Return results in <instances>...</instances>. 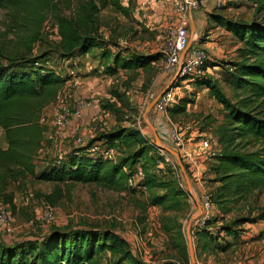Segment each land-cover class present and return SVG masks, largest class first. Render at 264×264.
Returning <instances> with one entry per match:
<instances>
[{"label": "rangeland", "instance_id": "rangeland-1", "mask_svg": "<svg viewBox=\"0 0 264 264\" xmlns=\"http://www.w3.org/2000/svg\"><path fill=\"white\" fill-rule=\"evenodd\" d=\"M127 1L134 3H129L127 16L109 10L100 14L99 36L108 43L107 48L111 55L117 52L124 57L132 54L162 55L160 61L146 68H121L113 75L106 74L100 49H93L89 54L75 58L64 55L60 47L57 23L52 14L48 15L40 27L36 41L31 44V54L28 58L31 63L37 62L34 68L41 66L47 71L70 78L65 83L68 91L66 110L69 112L70 123L66 128L59 130L52 125V106L44 111L47 132L37 167L41 170L48 162H61L70 150L85 146L90 140L97 138L100 130L109 132L118 127L137 129L155 148L148 150L149 157H163L160 164L149 166L150 171L162 181L173 178L178 182L184 194L180 197L183 204L181 211H171L162 206H148L149 195L163 194L160 190H142L141 193L130 195L126 192L107 191L97 185L20 181L11 183L0 191V208L8 211L11 218L7 227L0 228V243L39 246L44 237L55 230L61 233L110 230L128 242V248L136 258L148 264H192L191 254L194 264H248V261L253 259L258 260L256 264H264V221L259 220V215L264 209V190L256 191L246 201L239 202L232 208V212L224 217L211 212L210 218L218 221L210 229L222 223L230 225L241 217L255 222L237 228L240 236L236 240L226 239L230 244L226 251L220 252L219 249L203 252L201 242L195 235L203 228L196 224L202 216L200 189L211 191L214 186L209 182L213 179L210 166L214 162L213 154H216L219 148L218 145H212L209 151H202L200 142L204 138L215 139L217 125L213 122L221 121L222 107L210 98L205 88H197L193 84L179 88L174 92L175 104L186 95L188 98H194L195 104H189L186 113L170 116L166 120L172 134L170 145L163 146L176 153L177 157L158 149L155 142L156 132L154 133L156 103L148 111L147 108L168 86L175 89L177 83H182L178 67L169 73L165 71L163 54L169 34L176 26V14L173 9L176 0L168 2L167 14L163 17L166 25L163 27L149 19L148 11L151 7L147 9L146 17L141 18L139 4L143 0L122 2L125 4ZM157 5L164 6L162 3ZM220 7V11L230 8L234 21L247 23L255 20L264 24V10L257 12L247 0H222ZM9 16L7 10L0 9V39L16 43L14 33L8 32L11 27ZM149 23L152 26L147 27ZM215 29L208 22L204 35L194 42L189 40L187 52L191 44L199 45L202 42L203 46L210 41L207 36ZM217 33L221 35L220 30ZM222 37L226 40L223 44ZM214 41L218 42L220 47L216 45L215 48H209L215 51L213 55H216V58H211L207 64L210 68V63L223 64L232 61L237 48L232 38L217 36ZM184 57L185 53L181 55L180 60ZM0 64L6 65L7 61L0 58ZM220 71V68H216L207 73L212 78L219 79ZM221 86L226 96L232 98L233 93L224 85ZM154 90L159 91L152 95ZM80 101L89 103V107H95V110H92L94 112L91 111L84 122L74 116ZM176 137H180L188 145L193 154L194 165L189 166L182 157V153L175 146ZM0 147H6L3 132H0ZM144 163L142 160L140 164ZM179 164L184 168V173ZM193 175L198 182L194 180ZM143 206L147 207L146 211L142 209ZM178 231L182 235L181 238L176 234ZM223 241L220 240L219 243L223 244Z\"/></svg>", "mask_w": 264, "mask_h": 264}, {"label": "trees", "instance_id": "trees-1", "mask_svg": "<svg viewBox=\"0 0 264 264\" xmlns=\"http://www.w3.org/2000/svg\"><path fill=\"white\" fill-rule=\"evenodd\" d=\"M122 1L0 0V9L10 13L8 32H13L16 38V43L0 39V58L7 61L6 65L0 64V132L6 141V147H0V191L11 183L26 180L97 185L107 191L130 195L141 193L143 189L149 192L160 190L164 193L149 195L147 205L181 211L180 197L184 194L178 182L173 178L162 181L150 171L149 166L158 165L163 157H149L148 150L155 148L137 129L118 127L101 132L87 145L70 150L61 162H48L41 170L37 167L47 132L42 123L44 111L55 103L58 92L70 80L41 66L34 68L37 62L31 63L28 58L31 44L36 41L49 14L55 18L61 51L68 58L100 49L105 72L111 75L121 68L137 70L161 60L159 54L124 57L117 52L111 55L108 43L101 40L100 14L109 10L127 16L128 6ZM247 2L257 12L264 10V0ZM208 18L222 24L230 33L237 45V60L210 63V68L207 67L209 59L203 65L204 75L181 80L207 89L210 98L222 107L221 121L213 122L217 125L214 135L219 149L210 166L213 179L209 182L214 186L207 193L214 214L224 217L239 202L264 190V24L255 20L241 23L214 12L209 13ZM215 67L221 70L219 79L207 73ZM221 85L233 93L232 98L226 96ZM178 86L182 85L178 83ZM158 91L154 90L152 95ZM194 102L195 99L187 95L180 98L169 108L168 117L186 113V107ZM166 123L163 115L156 113V133L161 142L169 146L172 131ZM97 143L106 148H117L115 160H106L99 153L90 152ZM142 160L146 164L141 165ZM137 168L142 171L143 178L137 188H132L127 181ZM146 208L143 206L142 209L146 211ZM259 220L264 221V209ZM217 221L209 218L195 234L204 253L219 249L220 252L226 251L230 247L226 239L236 240L240 236L237 228L255 222L241 217L230 225L222 223L210 229ZM176 234L182 237L179 231ZM220 240H224L223 244L219 243ZM0 264L148 263L136 258L129 250L128 242L114 231L95 229L69 233L55 230L44 237L39 246L0 243Z\"/></svg>", "mask_w": 264, "mask_h": 264}, {"label": "built area", "instance_id": "built-area-1", "mask_svg": "<svg viewBox=\"0 0 264 264\" xmlns=\"http://www.w3.org/2000/svg\"><path fill=\"white\" fill-rule=\"evenodd\" d=\"M165 0H143L140 4L141 9V18L146 17V11L150 7L156 4L163 3ZM220 4L218 5V8ZM173 9L175 11L176 26L172 33L169 34V37L165 43L164 54V65L165 71L167 73L172 72L178 67L179 77L188 78L204 75L203 65L205 61L209 60L207 53L199 49H191L187 52L189 44V34H188V12L199 9V4L195 1L189 0H176L173 3ZM185 53V57L181 61V55ZM184 82V81H183ZM182 82V83H183ZM67 83V82H65ZM60 89L57 94L55 103L52 105L54 116L52 120L53 127H56L59 130L66 128L70 123L69 112L66 110V102L68 99V91L66 90V85ZM182 83H180L182 85ZM182 86H177L175 89H170L167 92L163 93L157 100L155 105V112L163 115V117L168 119V110L171 108L175 102L174 92L181 88ZM89 103L80 101L77 103L76 111L74 116L79 119L81 116V111L88 108ZM42 123L46 124L45 117L42 118ZM214 143V144H213ZM202 151H209L212 145H216L215 139L204 138L200 142ZM175 146L182 153V157L187 161L189 166L194 165L193 154L190 152L188 145L180 137H176ZM92 153H99L104 159L114 161L118 155L117 148H106L101 146V144H95L89 150ZM163 154V153H162ZM215 154H213L214 156ZM158 164H160L158 162ZM143 178L142 171L137 168L135 174L131 176L127 185L132 188H137V184ZM193 178L196 182L195 175ZM199 185V184H198ZM144 190V189H143ZM142 191V190H141ZM145 191V190H144ZM200 197L202 200V216L200 220H197L198 225L204 226L205 222L210 218L211 212L213 211V206L210 202L209 195L207 191L200 189ZM11 222L10 214L5 209L0 208V228L7 227Z\"/></svg>", "mask_w": 264, "mask_h": 264}, {"label": "crops", "instance_id": "crops-1", "mask_svg": "<svg viewBox=\"0 0 264 264\" xmlns=\"http://www.w3.org/2000/svg\"><path fill=\"white\" fill-rule=\"evenodd\" d=\"M189 1H195L199 4V9L188 12L189 40H192L191 42H194V41H196V39L198 37H201L202 35H204L205 34L204 30H205L208 22H210V25H212L213 28H216L215 31L209 32L211 34L210 36H207V38L210 41H208L207 43H204L203 46H202V43L199 45L191 44L190 50L201 48L208 54V57L210 60H211V58L215 59L216 57H214V56H216V55H213L215 51L209 50V48H211V49L215 48L216 45L220 47V45L217 44L218 42L215 43V41H214L215 38L217 36H224V37H226V39H229L232 37H231L230 33L226 30V28L222 24L216 23L215 21L210 20L208 18V14L214 12L215 14H219L220 16L224 17L225 19L232 20L233 15H230V13L232 11L230 8H227L225 11H223V10L220 11L221 8L217 9L218 5L221 3L222 0H189ZM164 2L165 3H162V5L164 4V6L154 5L148 11L149 19L152 21V23L160 25V27H163L166 25L163 17L165 14H167L166 7H168L169 0H165ZM129 3H131V2L127 1V2H125V4L123 3V5L128 6ZM131 5H134V3L132 2ZM136 8H137V6H136ZM139 8H141L140 4H139ZM150 26H152V25L149 23V25H147V27H150ZM219 30L221 32V35H219L217 33V31L219 32ZM221 40H222V44L226 42V40L223 37L221 38ZM235 50H236V48H235ZM233 57H234V59L232 61H236L237 60L236 54L233 55ZM104 62L105 61L103 60V63ZM216 68H218V67H215L214 69H216ZM118 70H120V69H118ZM106 74H108V73H106ZM187 84H188V81H185L182 83V86L185 88V86H187ZM92 110H95V107H89L88 109H85L81 112L80 118L82 119L83 122L89 116V114H91ZM92 112H94V111H92ZM100 132H103V131L100 130ZM49 143H51V142H49ZM257 261H258L257 259H253L251 261H248V264H256Z\"/></svg>", "mask_w": 264, "mask_h": 264}, {"label": "water", "instance_id": "water-1", "mask_svg": "<svg viewBox=\"0 0 264 264\" xmlns=\"http://www.w3.org/2000/svg\"><path fill=\"white\" fill-rule=\"evenodd\" d=\"M171 89V87H167L158 97H157V99H156V101L155 102H153L148 108H147V111L157 102V100H158V98L163 94V93H165V92H167L168 90H170ZM156 131L154 130V133H155ZM155 142H156V146L158 147V149L159 150H161V151H167L168 153H170L171 155H173L174 157H177V155H176V153H174V152H172V151H170L169 149H167V148H165L164 146H163V143L161 142V140H160V138L158 137V135L155 133ZM179 167H180V169H181V171H182V173H184V168L181 166V164H179ZM187 185H188V187H189V184H188V182H187ZM191 262H192V264H194V262H193V257H192V254H191Z\"/></svg>", "mask_w": 264, "mask_h": 264}]
</instances>
